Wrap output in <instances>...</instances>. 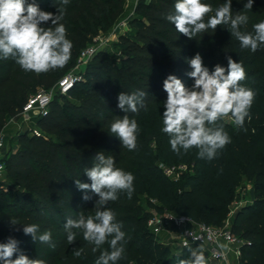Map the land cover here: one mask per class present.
<instances>
[{"label":"trees","instance_id":"obj_1","mask_svg":"<svg viewBox=\"0 0 264 264\" xmlns=\"http://www.w3.org/2000/svg\"><path fill=\"white\" fill-rule=\"evenodd\" d=\"M35 2L53 14L58 7L64 8L62 23L73 44L71 58L64 67L40 74L25 72L11 58L0 59V133L31 95L56 86L77 65L91 40L125 11V0H69L66 6L61 0ZM175 2L141 0L137 8L140 17L132 23L134 33L119 37L121 59L98 51L87 65L84 80L68 94H56L47 114L38 121V132L20 133L18 150L0 159L5 166L4 178H0V243L12 236L29 259H43L47 264H95L100 251H110L105 243L93 253L79 231L77 241L68 244L64 229L67 219H75L81 212L95 215L98 197L88 192L92 199L83 201L85 193L77 189L75 180L91 183L84 170L91 168L95 155L103 151L106 157H114L116 167L135 177L132 198L121 193L108 204L126 233L125 254L116 264H179L184 259L172 256L149 229L152 213L144 208V199L159 214L174 212L197 223L222 226L234 192L245 179L252 184L254 198L232 220V230L246 241L243 264H264V45L256 52L242 48L229 25H218L214 31L209 29L190 39L165 19L174 11ZM203 2L212 6V16L225 0ZM245 3L247 0H232V10L248 15V24L241 31L253 32V25L264 21V0H253L251 10L244 9ZM43 26L49 27L51 22ZM196 53L210 71L217 64L227 68V57L231 56L245 69L246 79L241 83L255 91L250 119H245L243 129L224 121L231 143L210 161L198 158L194 148L175 153L170 137L161 131L167 98L163 82L176 75L190 87L194 81L186 75L192 70L187 60ZM136 90L148 93L145 107L137 114L124 113L117 107L118 94ZM126 114L135 118L139 127L137 147L132 151L122 147L110 132L111 122ZM178 165H187L189 170L174 181L164 167ZM11 218L21 224H38L41 233L50 230L55 247L34 242L23 234L22 226L21 231H14ZM80 248L84 252L77 257L75 252Z\"/></svg>","mask_w":264,"mask_h":264},{"label":"clouds","instance_id":"obj_2","mask_svg":"<svg viewBox=\"0 0 264 264\" xmlns=\"http://www.w3.org/2000/svg\"><path fill=\"white\" fill-rule=\"evenodd\" d=\"M69 0H61L67 5ZM253 0H247L244 9L251 10ZM203 0H176L174 11L166 14L165 19L174 25L178 33L194 38L198 34L215 30L218 25H229L231 35L244 49L256 52L264 45V21L253 25V32L241 31L249 17L243 11L233 12L232 0H225L215 9ZM65 10L57 8V14L44 11L32 0H0V59L15 61L25 72L36 74L64 67L71 58L72 42L67 38L65 25L62 23ZM205 17H208L205 22ZM51 26L44 27L47 22ZM227 68L217 64L210 71L203 63L200 53L187 60L190 72L186 75L194 83L189 87L176 75H169L163 82V90L167 93L164 102L165 111L162 116L161 131L170 137L171 149L180 154L191 149L198 150V158L212 160L218 152L231 143L225 131L226 119L238 129H243L245 119H250V109L255 98V91L241 82L246 79V72L240 62L231 56L227 57ZM148 93L143 90L131 94H118L117 107L124 113L137 114L145 107ZM138 123L129 115L116 117L110 124V132L118 137L122 147L129 151L137 147ZM95 163L86 168L84 174L91 183L75 180L77 189L85 193L82 200L92 199L88 192L95 194V215L85 216L82 212L77 218H68L64 229L68 244L77 241V231L83 233V240L92 246L96 253L105 243L110 251H100L95 264H116L125 254L126 233L122 224L117 222L116 214L108 208L109 202L119 199L126 193L131 199L134 192V175L116 167L113 156H105L98 152L93 158ZM22 231L30 235L36 242L52 243V232H40L38 224H21L17 219H10V227L14 231ZM19 241L12 236L5 243H0V262L2 264H47L43 259H29L18 247ZM223 253L230 251L227 244L218 243ZM188 259H181L179 264H207L202 246L190 249ZM84 252L80 248L75 252L79 257ZM17 255L13 259L14 255Z\"/></svg>","mask_w":264,"mask_h":264},{"label":"built area","instance_id":"obj_3","mask_svg":"<svg viewBox=\"0 0 264 264\" xmlns=\"http://www.w3.org/2000/svg\"><path fill=\"white\" fill-rule=\"evenodd\" d=\"M95 43L85 47L78 58L77 65L71 69L64 77H62L56 86L52 89L42 92H37L29 97L22 110L17 116L25 118L23 125L30 121L36 122L47 114L49 106L53 101L54 94L58 92L66 95L75 85L84 80V76L75 71V68H79L93 59L98 52V45L100 39L94 37ZM32 117L27 119L26 117L31 115ZM15 116V117H17ZM12 121H14V118ZM16 119V118H15ZM32 124V123H31ZM21 125L19 132L24 130V126ZM7 135L3 131L0 133V158L7 153L15 151L8 149ZM19 147V143L16 140V148ZM4 164L0 163V172L4 171ZM188 169L187 165H178L173 167H164L165 174L174 181H179L180 174L177 170ZM174 227L173 229L169 227ZM148 227L151 232L157 236L161 235L164 231L171 234H175L176 242L180 245V248L184 252L187 248L195 246H202L206 253L207 264H243V250L242 246L245 244V240L239 235H236L232 230V220L227 219L222 226H212L204 223H197L191 218L177 214L174 212H166L164 214H154L148 220ZM218 243L227 244L230 251L226 254L218 247Z\"/></svg>","mask_w":264,"mask_h":264},{"label":"rangeland","instance_id":"obj_4","mask_svg":"<svg viewBox=\"0 0 264 264\" xmlns=\"http://www.w3.org/2000/svg\"><path fill=\"white\" fill-rule=\"evenodd\" d=\"M141 0H125V11L124 13L117 19V21L108 29H102L100 33L95 36L100 41L98 42V51L104 50L107 51L110 56L114 60H120L122 57L121 54V49H120V44H119V37L121 35H132L134 33V27L132 23L136 20L139 19V14L137 13V8ZM95 43L94 38L91 40L89 45H93ZM87 69V65H83L79 68H75V71L77 73L82 74L85 76V71ZM42 91H47V90H39L38 92ZM56 94H54L53 99H55ZM32 117V114L27 116L26 118L29 119ZM14 121H12V118L8 119V124L6 128L4 129L5 134L7 135V140H8V149L10 148L11 150L17 151L18 148H16V140L18 141L19 135L22 132L26 131H33V132H38V125H36V122L30 123L27 122V125H23L25 118L22 116H17L13 117ZM16 118V119H15ZM24 126V130L19 132L20 126ZM13 151V152H15ZM2 158V156H1ZM0 158V159H1ZM189 169H182V170H177V172L180 174V178L185 174L186 171ZM0 178H4V172L0 173ZM254 198V190L252 187V184L249 183H243L241 187H239L235 192H234V197L231 203L229 204L228 207V215L227 219L231 218V220L235 219L237 216L238 212L241 211V209L247 205L248 203L252 202ZM143 206L144 208L151 212L152 215L154 214H159L158 212L154 211L153 209H150L147 206V199L143 200ZM158 241L162 242L165 246L169 248L170 254L172 256H178V257H183L184 259H188L190 255V251L185 254L182 249L180 248V245L176 242L177 238L175 234H171L167 231H164L161 235L156 236ZM196 248L195 246L187 248L188 250ZM205 257L206 253L204 252ZM208 258H206L207 260Z\"/></svg>","mask_w":264,"mask_h":264},{"label":"crops","instance_id":"obj_5","mask_svg":"<svg viewBox=\"0 0 264 264\" xmlns=\"http://www.w3.org/2000/svg\"><path fill=\"white\" fill-rule=\"evenodd\" d=\"M245 183H248L247 181H246V179H245ZM250 184V183H249Z\"/></svg>","mask_w":264,"mask_h":264}]
</instances>
